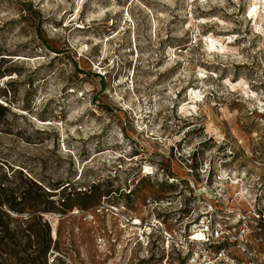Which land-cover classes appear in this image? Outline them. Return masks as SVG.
I'll use <instances>...</instances> for the list:
<instances>
[{
  "label": "rangeland",
  "instance_id": "1",
  "mask_svg": "<svg viewBox=\"0 0 264 264\" xmlns=\"http://www.w3.org/2000/svg\"><path fill=\"white\" fill-rule=\"evenodd\" d=\"M207 228L264 264V0H0V264H189Z\"/></svg>",
  "mask_w": 264,
  "mask_h": 264
},
{
  "label": "built area",
  "instance_id": "2",
  "mask_svg": "<svg viewBox=\"0 0 264 264\" xmlns=\"http://www.w3.org/2000/svg\"><path fill=\"white\" fill-rule=\"evenodd\" d=\"M247 230V223L244 222L238 233H236L235 235H228V239L231 240L230 242H232L233 244L235 242L246 248V244L244 243V236L247 234ZM202 233L203 238L201 241H194V236H191L189 240L193 244L200 243L204 246H207L208 249L201 250L200 255H198L197 253L193 254L192 252L188 253L189 264H256L255 257L250 254L247 249L244 253L249 259L248 263L236 261L235 259L230 257L229 254H226L225 250L223 249H217L212 253L213 242L216 241L217 244H220L223 239L222 229L219 228L216 229L215 232H210V230L207 228L203 230ZM242 237L243 239L241 240ZM228 239L225 240L227 241Z\"/></svg>",
  "mask_w": 264,
  "mask_h": 264
},
{
  "label": "trees",
  "instance_id": "3",
  "mask_svg": "<svg viewBox=\"0 0 264 264\" xmlns=\"http://www.w3.org/2000/svg\"><path fill=\"white\" fill-rule=\"evenodd\" d=\"M26 197H27V195L26 194H24ZM25 232H28V233H30L31 231L29 230V229H27V230H25L24 231V233ZM26 237H29V234H28V236H26ZM47 243L49 244L50 243V241L49 240H47ZM49 246V245H48ZM48 248V247H47ZM6 253L10 258H12L13 256H14V254H15V252H16V248H15V246H13V247H9V246H7V245H1L0 244V254L1 253ZM26 263V261H21V264H25Z\"/></svg>",
  "mask_w": 264,
  "mask_h": 264
},
{
  "label": "bare ground",
  "instance_id": "4",
  "mask_svg": "<svg viewBox=\"0 0 264 264\" xmlns=\"http://www.w3.org/2000/svg\"><path fill=\"white\" fill-rule=\"evenodd\" d=\"M198 95H199V93H198ZM196 99V98H195ZM140 224V222H135L134 223V226H138ZM54 232H55V229H54ZM54 236H55V234H54ZM202 238H203V233H202V231H198L197 233H196V235L194 236V238H193V240L194 241H201L202 240Z\"/></svg>",
  "mask_w": 264,
  "mask_h": 264
}]
</instances>
